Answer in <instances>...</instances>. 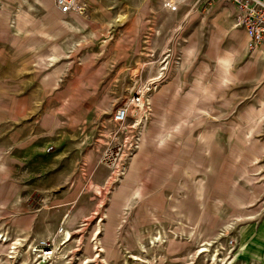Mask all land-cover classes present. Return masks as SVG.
Returning a JSON list of instances; mask_svg holds the SVG:
<instances>
[{
    "label": "rangeland",
    "instance_id": "obj_1",
    "mask_svg": "<svg viewBox=\"0 0 264 264\" xmlns=\"http://www.w3.org/2000/svg\"><path fill=\"white\" fill-rule=\"evenodd\" d=\"M167 1L0 0V264H264V70Z\"/></svg>",
    "mask_w": 264,
    "mask_h": 264
},
{
    "label": "built area",
    "instance_id": "obj_2",
    "mask_svg": "<svg viewBox=\"0 0 264 264\" xmlns=\"http://www.w3.org/2000/svg\"><path fill=\"white\" fill-rule=\"evenodd\" d=\"M232 5L236 10L235 26L243 29L247 36V47L254 51L264 49V2L261 0H220ZM56 10L65 16L77 15L81 13L85 6L83 0H53ZM171 11L176 10V2L167 1L165 4ZM139 95L132 98V102H140ZM133 113L127 106L119 107L112 117L113 125L121 130L129 119L134 118ZM137 148V147H135Z\"/></svg>",
    "mask_w": 264,
    "mask_h": 264
},
{
    "label": "crops",
    "instance_id": "obj_3",
    "mask_svg": "<svg viewBox=\"0 0 264 264\" xmlns=\"http://www.w3.org/2000/svg\"><path fill=\"white\" fill-rule=\"evenodd\" d=\"M261 1L264 2V0ZM171 2H176V7L179 4L178 0H171ZM192 4L204 8L200 10L199 18L203 19V24L207 26L209 33H217L222 39L235 41L236 44L233 47L237 55L247 51V36L243 29L235 26L236 10L232 5L220 0H193ZM250 65L262 66L264 70V49L252 52L244 66L247 68ZM241 70L243 71V68Z\"/></svg>",
    "mask_w": 264,
    "mask_h": 264
},
{
    "label": "bare ground",
    "instance_id": "obj_4",
    "mask_svg": "<svg viewBox=\"0 0 264 264\" xmlns=\"http://www.w3.org/2000/svg\"><path fill=\"white\" fill-rule=\"evenodd\" d=\"M123 21V19H121L119 22L121 23ZM62 24H64L65 26H67L70 30H72V31H75V32H77V28H75L72 24H70V23H68V22H66L65 20H63L62 21ZM204 185V184H203ZM197 187H198V185H197ZM196 195L197 196H200V192L199 191H197L196 192ZM191 209V208H190ZM190 213V215H193L194 214V212L193 211H191V212H189ZM190 217V216H189ZM67 236V235H66ZM2 237V236H1ZM159 237V236H158ZM157 236L155 237V238H153V239H151L152 241H151V245L153 246V245H158V244H161V245H163L164 243H165V241H162V239L163 238H167V235H164V237H159L158 238ZM1 239V238H0ZM0 241H2V240H0ZM4 241H6V240H4ZM211 244H209V243H206V244H203V245H201V246H199L198 248H199V250H198V252H196L195 253V255L196 254H202V253H204V252H209L210 250L208 249V247L207 246H210ZM154 247V246H153ZM146 248V247H145ZM144 248V249H145ZM15 249V248H14ZM143 249V248H142ZM143 251H146V250H143ZM17 254V253H16ZM211 258H210V261L211 262H213V264H215V263H217V261H216V257L218 256L217 254H210L209 255ZM11 257V256H10ZM13 257V256H12ZM11 259V258H10ZM138 260V259H137Z\"/></svg>",
    "mask_w": 264,
    "mask_h": 264
}]
</instances>
